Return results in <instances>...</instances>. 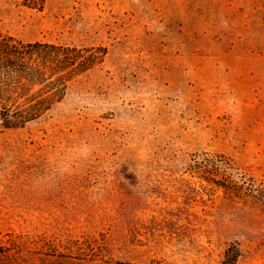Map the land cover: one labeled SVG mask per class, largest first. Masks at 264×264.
I'll return each instance as SVG.
<instances>
[{
    "label": "rangeland",
    "instance_id": "1",
    "mask_svg": "<svg viewBox=\"0 0 264 264\" xmlns=\"http://www.w3.org/2000/svg\"><path fill=\"white\" fill-rule=\"evenodd\" d=\"M0 32L106 48L46 119L0 128V240L88 253L56 264H222L233 242L264 264L263 211L187 171L207 152L264 182V0H0Z\"/></svg>",
    "mask_w": 264,
    "mask_h": 264
},
{
    "label": "trees",
    "instance_id": "2",
    "mask_svg": "<svg viewBox=\"0 0 264 264\" xmlns=\"http://www.w3.org/2000/svg\"><path fill=\"white\" fill-rule=\"evenodd\" d=\"M26 6L42 9L45 0H24ZM106 48L83 47L45 41L25 42L0 32V128H23L46 119L61 103L68 88L102 64ZM188 173L203 185L218 191L226 202L258 208L264 213V182L248 168H241L221 154L203 152L190 158ZM88 253L77 246H65L45 234H9L0 240V264H31L32 257L43 264L57 258ZM40 255V256H38ZM241 251L230 243L222 264H235ZM42 256H50L54 261ZM42 258V259H40ZM150 264H168L162 260Z\"/></svg>",
    "mask_w": 264,
    "mask_h": 264
}]
</instances>
